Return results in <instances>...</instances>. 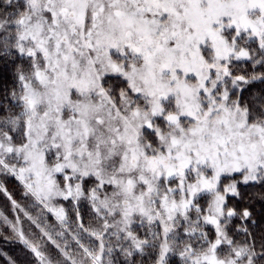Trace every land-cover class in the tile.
<instances>
[{"label": "snow or ice", "instance_id": "6c2138e0", "mask_svg": "<svg viewBox=\"0 0 264 264\" xmlns=\"http://www.w3.org/2000/svg\"><path fill=\"white\" fill-rule=\"evenodd\" d=\"M0 60L8 264H264V0H0Z\"/></svg>", "mask_w": 264, "mask_h": 264}, {"label": "trees", "instance_id": "16d2710c", "mask_svg": "<svg viewBox=\"0 0 264 264\" xmlns=\"http://www.w3.org/2000/svg\"><path fill=\"white\" fill-rule=\"evenodd\" d=\"M13 64L10 61H4L0 60V91L10 89L14 86V75H13ZM224 183H228L227 180L224 181ZM7 188L10 193H12L17 199L18 202H20L22 205L27 203L26 201L21 200L18 186L15 182V180H9L7 183ZM249 193H254L259 196H264V189L260 187H251L247 190ZM61 203H64L61 201ZM203 203V201H201ZM234 203V201L230 202ZM246 205H240V208H243ZM65 207H69L67 203H65ZM10 204L6 199V196L2 193H0V210L4 211L7 215H14L10 211ZM261 208V203H256V209L259 210ZM238 223V221H237ZM209 231H211V228H209ZM5 235H7V232H5ZM238 240H243L244 237L241 235L237 237ZM0 253H3V255H0V264H8L7 257H19L21 255L20 247L16 244H10L3 240V238H0Z\"/></svg>", "mask_w": 264, "mask_h": 264}, {"label": "rangeland", "instance_id": "374dc122", "mask_svg": "<svg viewBox=\"0 0 264 264\" xmlns=\"http://www.w3.org/2000/svg\"><path fill=\"white\" fill-rule=\"evenodd\" d=\"M1 211V210H0Z\"/></svg>", "mask_w": 264, "mask_h": 264}]
</instances>
